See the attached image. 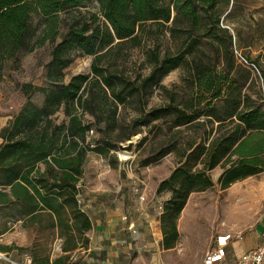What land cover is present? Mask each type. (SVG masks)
Segmentation results:
<instances>
[{
	"label": "trees",
	"instance_id": "obj_1",
	"mask_svg": "<svg viewBox=\"0 0 264 264\" xmlns=\"http://www.w3.org/2000/svg\"><path fill=\"white\" fill-rule=\"evenodd\" d=\"M90 1L0 0V83L22 54L47 41L53 43L47 70L51 87L22 83L27 101L0 132V207L17 206L21 218L30 222L46 213L53 227L60 222L68 234L74 230L86 237L91 221L80 205L78 183L87 152L110 153L120 137L109 131L122 104L139 103L141 111L135 123L149 125L162 117L165 108L146 111L149 90L181 67L193 77L190 95L175 106L172 142L158 155L161 158L175 151L179 160L157 188L158 193L171 192L161 220L166 238L176 239L177 220L191 193L213 185L210 170L217 165L224 168L219 177L223 188L264 171L261 96L254 99L244 94L240 86L228 83V77L219 73L209 71L201 76L198 64L189 67L195 62L193 49L203 39L215 45L224 34L234 53L232 34L221 25L224 4L230 0H95L96 8L82 11ZM34 15L43 19L39 34L32 27ZM63 26L67 32L57 40ZM158 31L169 32V41L177 48L175 54L169 44L164 52L160 49ZM152 32L157 36L153 40ZM127 42L149 45L146 74L133 78L98 65L102 56ZM80 53L95 55V75L78 74L66 80L64 69ZM35 91L45 93L41 105L30 100ZM106 104L108 111L104 110ZM62 109L68 118L57 122ZM85 114L96 124L105 120L106 129L95 139V147L86 141L93 128L86 123ZM188 131L191 134H185ZM197 165L202 168L194 169ZM67 249L63 247V251ZM55 264L65 263L59 258Z\"/></svg>",
	"mask_w": 264,
	"mask_h": 264
},
{
	"label": "rangeland",
	"instance_id": "obj_2",
	"mask_svg": "<svg viewBox=\"0 0 264 264\" xmlns=\"http://www.w3.org/2000/svg\"><path fill=\"white\" fill-rule=\"evenodd\" d=\"M96 5L97 2L92 0L87 7L82 8V11L94 9ZM221 25L228 28L232 34L231 49L234 53H231L227 47L228 38L224 34H220L215 45L210 39H203V42L193 49L195 62L189 67L198 64L202 72L201 76L209 71L227 76L228 83L237 84L244 94L254 99L261 96V101L264 102V0H230L228 5L224 4ZM32 27L34 33L39 34L43 29V19L34 15ZM67 29L65 26L60 28L57 40L63 37ZM155 36L156 33L152 32V40ZM158 37L163 52L169 44L171 52L176 53V46L169 41V32L163 34L158 31ZM52 48L53 43L47 41L33 51L22 54L19 61L6 71L5 78L0 83L1 116L20 105L22 107L27 101L21 89L22 83L33 82L35 85L51 87L52 84L47 80V70L52 57ZM148 48L149 45L133 46L130 42L121 44L102 56L98 65L110 71L124 72L133 78L146 74L148 67L145 59ZM94 61L95 55L80 53L64 69L65 79L69 80L78 74L93 77ZM191 82L193 77L186 72V69L178 67L166 74L159 84L150 88L151 96L146 111L150 108H165V110L162 112V117L155 119L149 125L134 121L141 111L139 103L133 101L120 105L116 122L109 131L111 135L120 137L114 142L115 146L107 154L96 150L87 152L83 164L84 173L78 183L81 207L84 203V192L118 184H123L126 188L128 206L140 202L138 195L143 189H146V200L161 202L160 206H164L171 192L158 193L154 190V185L155 182L159 183L169 176L179 158L175 151L161 158H158V155L169 148L168 145L172 142L170 139L176 129V127L170 128L174 120L173 112L175 106L189 98ZM44 97L43 91H35L30 100L41 105ZM77 107L79 112L82 111L81 106L77 105ZM104 110H110L109 104L104 106ZM67 118L62 109L56 121L61 122ZM84 119L90 125V129L93 128L89 130L86 141H90L91 146L95 147L97 145L95 139H100L106 129L105 120L96 124L89 114H85ZM185 134H191V131ZM133 135H138L139 140L131 155L124 158L121 156L118 142L127 143ZM201 168L202 165H197L194 169ZM223 170L220 165L210 170L213 185L203 191L191 193L184 212L185 235L192 234L197 240L203 241L205 234L202 229L210 227L207 224L212 223L211 218L224 220L227 226L240 224L246 227L254 224L264 214V173L248 176L223 188L219 182ZM139 179L144 180V183L142 184ZM161 209L163 211V208ZM52 222L51 217L46 213L30 222L21 218L17 206L0 207V248L21 263L28 264L25 259V254L28 253L32 258L31 264H55L59 258H62L65 264H75V262L71 263L72 257L78 249L85 246L86 237L76 234L74 230L68 234L66 227L60 222L54 227ZM4 246L8 248L5 249ZM65 246L69 249L63 251ZM197 251L198 248L193 250V252ZM190 261L193 263L192 258Z\"/></svg>",
	"mask_w": 264,
	"mask_h": 264
},
{
	"label": "crops",
	"instance_id": "obj_3",
	"mask_svg": "<svg viewBox=\"0 0 264 264\" xmlns=\"http://www.w3.org/2000/svg\"><path fill=\"white\" fill-rule=\"evenodd\" d=\"M0 98H2V91ZM20 109L21 105L5 113L4 116L0 114V132ZM2 142L3 138L0 136V145ZM139 180L142 184L144 183V180ZM158 185L159 183L155 182L156 192ZM93 189L83 193L82 205L83 211L90 218L91 227L85 234L87 237L85 246L75 252L71 263L203 264L204 257L214 245L216 236L231 232L234 235L241 234V238L234 237L227 244L225 258L217 264H235L246 250L260 242L261 231L264 229V214L254 224L246 227L240 224L227 226L224 220L211 218L212 223L207 224L210 227L202 229L205 239L197 240L195 235L184 233L185 206L177 220L178 236L176 239L166 238L161 220L163 206H160L161 202L146 200V189L138 195L140 202L129 206L123 184ZM169 197L170 194L167 199ZM79 200L81 202V199ZM196 248L198 251L193 252ZM0 253L3 254L0 255V264L20 262L4 249L0 248Z\"/></svg>",
	"mask_w": 264,
	"mask_h": 264
},
{
	"label": "built area",
	"instance_id": "obj_4",
	"mask_svg": "<svg viewBox=\"0 0 264 264\" xmlns=\"http://www.w3.org/2000/svg\"><path fill=\"white\" fill-rule=\"evenodd\" d=\"M234 237L241 238V234L234 235L231 232L218 234L215 238L214 245L206 253L203 264H217L222 261L226 255V246ZM25 259L28 264H31L32 258L30 254H25ZM17 263L27 264L21 262ZM235 264H264V229L261 231L260 242L251 249L246 250Z\"/></svg>",
	"mask_w": 264,
	"mask_h": 264
},
{
	"label": "water",
	"instance_id": "obj_5",
	"mask_svg": "<svg viewBox=\"0 0 264 264\" xmlns=\"http://www.w3.org/2000/svg\"><path fill=\"white\" fill-rule=\"evenodd\" d=\"M139 140V136L138 135H133L128 141L127 143H122V142H118V147L120 149V151L122 152H132V150L134 149L136 143Z\"/></svg>",
	"mask_w": 264,
	"mask_h": 264
},
{
	"label": "bare ground",
	"instance_id": "obj_6",
	"mask_svg": "<svg viewBox=\"0 0 264 264\" xmlns=\"http://www.w3.org/2000/svg\"><path fill=\"white\" fill-rule=\"evenodd\" d=\"M130 155H131V152H122V151H121V156L124 157V158H127V157H129ZM0 254H2V253H0Z\"/></svg>",
	"mask_w": 264,
	"mask_h": 264
}]
</instances>
